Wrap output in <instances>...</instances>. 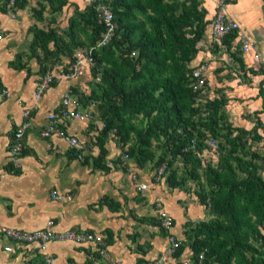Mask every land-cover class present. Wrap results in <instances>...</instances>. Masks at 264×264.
I'll return each instance as SVG.
<instances>
[{
	"label": "crops",
	"instance_id": "obj_1",
	"mask_svg": "<svg viewBox=\"0 0 264 264\" xmlns=\"http://www.w3.org/2000/svg\"><path fill=\"white\" fill-rule=\"evenodd\" d=\"M18 1L9 9L6 4L5 10L0 9V228L34 229L44 226L46 220L52 218V228L56 231L78 227L103 236L106 257L94 252L92 242L77 244L67 239H52L44 249H39L34 243L16 244L0 236V264H101L108 261L127 264L153 257L167 242L166 233L155 215L157 204L172 215L171 230L179 241L183 240L186 220L211 217L207 206L196 201L194 195L177 186H169L164 177L155 179L154 168L140 167L130 158L125 165H108V169L93 164L92 159L98 153L93 139L100 121L95 118L97 100L88 97L92 86L90 70L70 80H56L38 97L33 96L35 82L42 72H57L71 61L69 54L61 52L67 42L64 31L74 8L83 9L88 0H66L57 9L47 0ZM224 1L226 13L237 20L240 30L255 41L256 49L264 55L262 0ZM3 2L0 0V5L3 6ZM214 4V0H201L204 18L212 15ZM33 8H41L40 13H34ZM47 23L63 34L60 37L56 33L61 39L58 43L47 42V48L52 50L49 60L43 57L41 48L32 38L33 28L45 29ZM206 28L204 33L210 37L208 23ZM84 30L81 27L75 29L82 38ZM210 39L211 49L220 53L218 58L213 49L198 47L197 44L202 42L200 38L190 65L207 61L206 89L211 97L222 95L226 99L222 109L231 127L249 129L254 119L264 125V74L257 61L250 53L239 51L236 40L227 44L222 38L219 42ZM57 54L62 63L43 71L45 64H50V59H55ZM234 56L242 64L240 69L230 67L231 61L236 62ZM15 60L24 66H12L10 62ZM68 86L73 97L78 99L79 107L89 111L85 119H70L64 123L66 130L82 143L80 151L88 157L86 162L73 156L63 138L40 134L46 113L56 107ZM24 109L27 117L22 115ZM22 120L27 121L22 135L23 148L14 157L9 154L8 144ZM256 131L262 136L258 140L264 146L262 128L257 127ZM104 148L106 163H114L118 147L108 136L104 139ZM12 167L19 171H13ZM260 172L264 177V167ZM135 181L145 183V187L136 189ZM50 191H57L60 198H51ZM103 197L109 203L100 202ZM43 252L51 255V262L45 261ZM178 255L189 258L188 246L184 245Z\"/></svg>",
	"mask_w": 264,
	"mask_h": 264
},
{
	"label": "trees",
	"instance_id": "obj_2",
	"mask_svg": "<svg viewBox=\"0 0 264 264\" xmlns=\"http://www.w3.org/2000/svg\"><path fill=\"white\" fill-rule=\"evenodd\" d=\"M47 1L53 2L55 9L66 2ZM105 1L111 7L116 28L107 45L93 50L96 62H106L101 69L94 63L90 68L91 78L98 74L95 84L99 89L91 88L88 97L97 100V114L102 122L94 136L98 153L92 159L93 164L108 169L104 139L110 128L122 140L135 138L128 153L140 165L151 158V142H160L167 153L158 156L154 169L167 161L164 173L167 172V184L176 186L181 179L172 161L181 158L184 163H190L187 169L190 175L203 177L197 191L198 202L207 206L211 215L207 220L184 222V239L180 240L175 254L187 245L188 264H264V177L260 172L264 162L238 154L246 143V133H252L247 136L258 140L262 136L256 128L261 127L264 132V125L256 119L249 129L232 127L236 132L231 137L223 136L227 146L221 153L220 120L226 99L219 95L197 100V93L190 87V61L197 53L196 42L208 23L201 0ZM18 2L15 0L14 4ZM5 3L6 0L0 9L5 10ZM32 11L39 14L41 8ZM77 27L85 28L83 40L74 35ZM100 29L90 4L83 9L75 7L64 31L65 52L72 57L69 48L83 41L94 42ZM32 34L43 53L52 52L47 48L49 40L55 43L61 40L51 27H34ZM234 37L235 31H230L222 39L228 44ZM130 51L134 52L133 56L128 55ZM16 60L10 64L24 66ZM191 137L195 139L194 147L183 149ZM212 137L217 140L218 150L213 163L200 155L204 139ZM82 158L86 162L88 157ZM12 170L18 172L19 168ZM100 202L107 204L109 200L103 197Z\"/></svg>",
	"mask_w": 264,
	"mask_h": 264
},
{
	"label": "built area",
	"instance_id": "obj_3",
	"mask_svg": "<svg viewBox=\"0 0 264 264\" xmlns=\"http://www.w3.org/2000/svg\"><path fill=\"white\" fill-rule=\"evenodd\" d=\"M15 0H6V8L9 9L14 5ZM214 10L212 15L208 18L209 33L211 40L219 42L223 35L230 31H235V37L238 50L242 53H250L255 61H257L258 68L262 74H264V55L256 49L255 41L251 39L246 33L240 30L239 24L236 19L232 18L225 11L226 2L224 0H214ZM88 4L91 5L97 21L101 24V29L96 37L95 41L84 46H77L74 49L72 59L64 69H60L57 72H44L35 82L33 89V96L38 97L49 85L54 81L61 78L72 79L75 76L82 75L84 72L90 70L91 65L94 62L93 50L102 46L112 39L116 22L113 18V12L108 1L105 0H88ZM1 35V32H0ZM232 40V41H233ZM208 70V63L206 60H201L196 65L192 66L190 87L197 93V100H203V98H212L206 89V71ZM4 91V89H1ZM22 115L27 117V110L22 111ZM89 116V111L79 107L78 99L73 97V91L71 87H66L60 95L59 101L54 109L49 110L46 113V121L40 129L42 136L56 135L61 137L67 143V147L75 158L83 159L80 147L82 143L78 137L67 131L64 123L70 119H85ZM27 121L22 120L18 126L12 132V137L8 144V151L11 156L18 155L23 148L22 135L24 127ZM94 140V139H93ZM205 146L202 147L200 155L205 158V161L215 162L217 160V140L215 138L204 139ZM195 139L191 137L189 145L183 147H194ZM49 146V145H48ZM119 159L114 160V163L108 161L106 164L123 166L129 159L126 152L118 156ZM167 161H162L154 169V178H162L165 174ZM134 177V176H133ZM136 189H142L145 187L143 182H134ZM49 195L53 199L60 198L57 191H50ZM155 215L158 219V224L166 233V244L159 251V253L153 257L141 258L127 264H188L189 258H181L176 255V249L180 243L174 232L171 230L173 226V217L164 208L156 205ZM53 219L48 218L46 223L42 227L34 229H22L16 227L3 226L0 228V236L6 238L16 244H29L34 243L39 249H44L46 243L52 239H67L77 244H83L86 242H92L94 244V251L99 256L106 257L105 241L103 236L95 234V232L87 229H81L78 227H67L63 230L56 231L52 228ZM5 249H9V246H5ZM45 261L51 262L52 257L49 253L43 252ZM200 257V256H199ZM114 264H122L119 261H110Z\"/></svg>",
	"mask_w": 264,
	"mask_h": 264
},
{
	"label": "rangeland",
	"instance_id": "obj_4",
	"mask_svg": "<svg viewBox=\"0 0 264 264\" xmlns=\"http://www.w3.org/2000/svg\"><path fill=\"white\" fill-rule=\"evenodd\" d=\"M50 25L51 24H49V23H47L46 25H44L45 26V29L48 28V27H51V28L54 29V27L53 26H50ZM206 27H207V23L205 24L204 29H207ZM55 33L59 34L58 36L63 37V34L62 33L57 32V31H55ZM75 37H76V39H79V40H83V38H84V37L82 38V36H80L78 32H76ZM200 38H201V41L202 42H199V44H197L198 47H201V48L208 47V48L211 49L210 45H212V44L209 43L210 37L204 33V30H203V33L201 34V37ZM200 38H199V40H200ZM38 44H39V41L37 42V45ZM86 44L87 43H85V41H83V44L75 45V46H72L71 48H69L71 50V52H72V55L74 53L73 52L74 49L77 46H84ZM58 47H60V44H59ZM212 49L215 51V49L213 47H212ZM66 50L68 51V48ZM61 52H65V47L61 49ZM41 53H43L42 50H41ZM50 54H51L50 52L43 53V57H46L49 60V55ZM213 54H215V57L218 58L217 57V54H220V53L219 52L217 53L215 51ZM128 55L133 56L134 55V52L133 51H130V53ZM235 58H236V62H235V60L234 61H231L230 60L231 61V66L230 67H234V69L235 68L236 69H240L242 67V64L239 61L238 57H235ZM60 59H61L60 55L57 54V56L55 57V59H52V60L50 59V61H49V62H51L50 64H48V65L45 64L43 71L46 70L47 68L53 69L56 65H58V63L61 64L62 62H61ZM93 63L95 65V67H97L98 69H101L104 63L106 64L105 60H102L101 62H96L94 60ZM48 70H50V69H48ZM96 81H98V74H96L95 77H92L91 78V82H92L91 83V85H92L91 88H93L95 91H98L99 86L95 84ZM95 116H96L95 118H98V120L100 121V123L98 125H100V127H101L102 126V122H101L100 118L98 117L97 112L95 113ZM254 122H255V119H254ZM90 123L94 125L96 122H90ZM99 129L97 130V132L99 131ZM235 132H236V130H234L230 126V124H228V121L223 116L221 118V120H220V133L221 134L219 135V139H220V143L219 144L222 145L221 146V153L224 152V147L226 148V146H227V143L224 140L223 136L224 135H226V136L228 135V137H231ZM246 134L250 136L252 133L249 132V133H246ZM247 135H245L246 143H245L244 147H240L239 148L240 150H238V154H243L246 158H250L252 156L256 161H258L259 163H262L264 161V146L262 145V141L261 140H254L252 138H249V136H247ZM107 136L109 138H111L113 140L115 146L118 147L117 157L119 155H122L123 152H126L127 155H128V157L132 161H134L135 163L138 164L137 160H135V158L132 157V156H130V154L128 153V147H129V145H131V143L133 141H135V138H131L129 140H122V139L118 138L117 133L115 132V129L114 128H110L107 131V134L105 136V139H107ZM219 139H218V141H219ZM150 150H151V153H152L151 158L146 159L143 162L142 165L138 164L140 167L141 166H147V167H150V168H154L157 165V162L156 161L158 159V156L159 155H162L163 156L164 154L167 153L165 147L163 145H161L160 142H155V141H152L151 142ZM189 165H190V163H184L181 160V158H175V160L172 161V167H175L176 168L178 179H181L180 180L181 182H179V184H177L176 186L178 188L183 189L186 192H188L189 195H194L196 201H198V199H197V191L199 189L200 182L203 181V177L202 176H200L199 178L192 177L190 175V172L187 170L188 167H189ZM198 172L201 174V172H202V168L201 167L198 168ZM166 174H167V172H166ZM166 174L163 177L165 178V181L167 183Z\"/></svg>",
	"mask_w": 264,
	"mask_h": 264
},
{
	"label": "water",
	"instance_id": "obj_5",
	"mask_svg": "<svg viewBox=\"0 0 264 264\" xmlns=\"http://www.w3.org/2000/svg\"><path fill=\"white\" fill-rule=\"evenodd\" d=\"M262 2H263V11H264V0H262Z\"/></svg>",
	"mask_w": 264,
	"mask_h": 264
}]
</instances>
